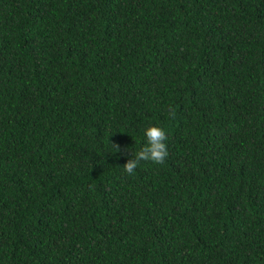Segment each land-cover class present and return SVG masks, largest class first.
Instances as JSON below:
<instances>
[{
	"label": "trees",
	"instance_id": "16d2710c",
	"mask_svg": "<svg viewBox=\"0 0 264 264\" xmlns=\"http://www.w3.org/2000/svg\"><path fill=\"white\" fill-rule=\"evenodd\" d=\"M0 264H264V0H0Z\"/></svg>",
	"mask_w": 264,
	"mask_h": 264
},
{
	"label": "clouds",
	"instance_id": "9594fccd",
	"mask_svg": "<svg viewBox=\"0 0 264 264\" xmlns=\"http://www.w3.org/2000/svg\"><path fill=\"white\" fill-rule=\"evenodd\" d=\"M143 137L141 146L134 153L131 151V155L123 163V168L127 173H133L141 161L163 163L168 154L167 134L162 126L155 123L147 124L143 128ZM113 146L116 151L121 148L119 144L113 143Z\"/></svg>",
	"mask_w": 264,
	"mask_h": 264
}]
</instances>
